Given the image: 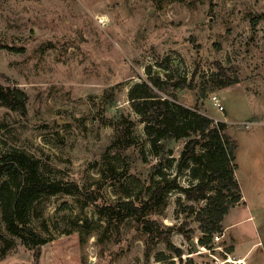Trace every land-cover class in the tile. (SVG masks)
<instances>
[{"label": "rangeland", "instance_id": "obj_1", "mask_svg": "<svg viewBox=\"0 0 264 264\" xmlns=\"http://www.w3.org/2000/svg\"><path fill=\"white\" fill-rule=\"evenodd\" d=\"M149 75L183 83L178 102L225 123L235 143L243 197L214 250L199 243L205 200L183 191L194 182L178 170L184 141L162 163L178 187L146 213L169 241L149 246L141 218L98 210L147 201L161 181L145 124H112L120 110L139 119L129 91ZM0 83L28 95L25 117L0 104V153L25 152L48 181L81 190L34 202L38 260L0 207V264H264V0H0Z\"/></svg>", "mask_w": 264, "mask_h": 264}, {"label": "trees", "instance_id": "obj_2", "mask_svg": "<svg viewBox=\"0 0 264 264\" xmlns=\"http://www.w3.org/2000/svg\"><path fill=\"white\" fill-rule=\"evenodd\" d=\"M165 67L168 60H165ZM234 82L230 81L231 85ZM184 84L178 82L175 87L159 76L149 75L147 80L136 83L129 91L132 110L139 119L131 114L118 111L113 117V125H124L129 129L138 123L145 124V132L152 153L159 162L152 167V175L161 178L159 185L152 190L147 201L136 204L135 200H126L115 205L97 206L99 212L111 220L124 216L142 219L144 231L149 236V246L159 240H167L170 228L163 230L161 224L146 213L163 202L164 195L178 186L168 181L162 163L172 154V142L184 141L178 159V170L189 169L192 180L189 187L183 189L189 199L205 200L206 204L197 213L204 232L199 238L201 246L214 250L211 245L216 233L222 231V222L229 210L242 200L239 181L236 179L235 143L226 132V124L215 122L197 108L178 102L176 89ZM191 87V84H190ZM169 97L175 99L172 101ZM28 95L16 86L0 83V104L10 107L21 116H27ZM202 150V151H201ZM172 164L169 165L171 167ZM7 178L0 185V207L3 219L10 233L18 236L22 242L34 250L36 260L40 257L45 240L30 226L32 206L43 196L59 193H80V187L63 185L59 181H48L39 172L38 162L19 150L0 153V179ZM188 239H192L186 233ZM181 256L182 251L176 249ZM165 259L164 254L158 260ZM187 264H194L192 259Z\"/></svg>", "mask_w": 264, "mask_h": 264}, {"label": "built area", "instance_id": "obj_3", "mask_svg": "<svg viewBox=\"0 0 264 264\" xmlns=\"http://www.w3.org/2000/svg\"><path fill=\"white\" fill-rule=\"evenodd\" d=\"M213 100H214V103L217 106V108L219 110L223 111L224 110V106L222 105V103L220 102V100L217 97H214ZM228 260H230V259H228ZM236 262L237 261H233V264H237ZM231 264H232V262H231ZM238 264H240V263H238Z\"/></svg>", "mask_w": 264, "mask_h": 264}, {"label": "bare ground", "instance_id": "obj_4", "mask_svg": "<svg viewBox=\"0 0 264 264\" xmlns=\"http://www.w3.org/2000/svg\"><path fill=\"white\" fill-rule=\"evenodd\" d=\"M230 262H232L233 263V259H231V260H229ZM243 260H239V261H237L236 263H239V262H242Z\"/></svg>", "mask_w": 264, "mask_h": 264}, {"label": "water", "instance_id": "obj_5", "mask_svg": "<svg viewBox=\"0 0 264 264\" xmlns=\"http://www.w3.org/2000/svg\"><path fill=\"white\" fill-rule=\"evenodd\" d=\"M223 264H231V262L229 260H227Z\"/></svg>", "mask_w": 264, "mask_h": 264}, {"label": "crops", "instance_id": "obj_6", "mask_svg": "<svg viewBox=\"0 0 264 264\" xmlns=\"http://www.w3.org/2000/svg\"><path fill=\"white\" fill-rule=\"evenodd\" d=\"M242 201V200H241ZM238 264V263H237Z\"/></svg>", "mask_w": 264, "mask_h": 264}]
</instances>
